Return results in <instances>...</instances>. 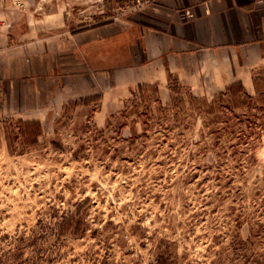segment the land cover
<instances>
[{
  "label": "rangeland",
  "instance_id": "rangeland-1",
  "mask_svg": "<svg viewBox=\"0 0 264 264\" xmlns=\"http://www.w3.org/2000/svg\"><path fill=\"white\" fill-rule=\"evenodd\" d=\"M25 1L77 28L147 0ZM254 74L256 91L235 98L171 79L168 97L144 86L54 104L40 126L1 112L0 264H264V68ZM79 207L81 233L59 238Z\"/></svg>",
  "mask_w": 264,
  "mask_h": 264
},
{
  "label": "crops",
  "instance_id": "crops-1",
  "mask_svg": "<svg viewBox=\"0 0 264 264\" xmlns=\"http://www.w3.org/2000/svg\"><path fill=\"white\" fill-rule=\"evenodd\" d=\"M1 4L12 26L0 35V113L40 125L78 98L102 103L144 86L168 97L171 79L250 95L264 68V0H147L130 17L77 28L35 2Z\"/></svg>",
  "mask_w": 264,
  "mask_h": 264
},
{
  "label": "trees",
  "instance_id": "trees-1",
  "mask_svg": "<svg viewBox=\"0 0 264 264\" xmlns=\"http://www.w3.org/2000/svg\"><path fill=\"white\" fill-rule=\"evenodd\" d=\"M237 87L238 88V94L240 93H244L243 92V88L240 84H233L231 86H228L225 89V93H230L232 98L236 97V93H234V88ZM245 95V93H244ZM247 96V95H245ZM100 98H96V100H99ZM31 122H22L23 125L25 124H29ZM37 126H40V123H35ZM38 135V134H37ZM36 135V136H37ZM81 210L80 207L76 210V216H70V217H64V219H62V221L60 222L59 226H58V236L59 238L61 237H65L69 234L71 235H79L81 233V227H80V215H81ZM79 220H75L78 219Z\"/></svg>",
  "mask_w": 264,
  "mask_h": 264
},
{
  "label": "built area",
  "instance_id": "built-area-1",
  "mask_svg": "<svg viewBox=\"0 0 264 264\" xmlns=\"http://www.w3.org/2000/svg\"><path fill=\"white\" fill-rule=\"evenodd\" d=\"M10 4L13 7L18 8V9L19 8L22 9L25 7V4L22 0H12V1H10ZM4 8L6 9L7 7H5L4 4H0V12ZM11 26L12 25L8 20H6L0 16V35L7 33L11 29Z\"/></svg>",
  "mask_w": 264,
  "mask_h": 264
}]
</instances>
